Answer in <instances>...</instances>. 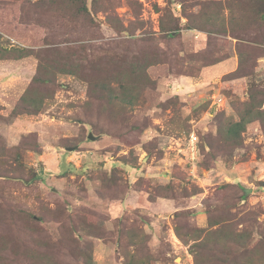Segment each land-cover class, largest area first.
<instances>
[{
  "label": "rangeland",
  "instance_id": "1",
  "mask_svg": "<svg viewBox=\"0 0 264 264\" xmlns=\"http://www.w3.org/2000/svg\"><path fill=\"white\" fill-rule=\"evenodd\" d=\"M83 1L0 0V264H193L236 234L264 264L258 2ZM40 58L65 70L13 116Z\"/></svg>",
  "mask_w": 264,
  "mask_h": 264
},
{
  "label": "trees",
  "instance_id": "2",
  "mask_svg": "<svg viewBox=\"0 0 264 264\" xmlns=\"http://www.w3.org/2000/svg\"><path fill=\"white\" fill-rule=\"evenodd\" d=\"M256 2H258L259 4V8H258V13L261 15L262 18H264V1L263 0H255ZM74 8H76V12L77 13H82V12H86L87 11V7L84 3L83 0H71ZM2 50H12L14 52H16L17 55H15V58H21L24 56H27L28 54H30L29 52H34V50H30L27 48H10V49H6L4 47H2ZM246 50V49H245ZM240 56V55H239ZM42 58H40L38 60V65H37V71L35 73V75L32 77L30 85L26 88V90L23 91L21 97H20V101L23 102L24 106L22 109L18 110V107L15 106L14 108H12V114L13 116L16 114H32L34 112H37V110H40L41 108V104L42 102L45 100V98H47L48 95H43L41 92H39L38 90V83L41 84H52L53 83V75H51V73H53L55 75V73H60L63 72V70H65V67L63 66H59V64L57 63L55 66H52L50 63H48L52 58L51 56L47 57V59L49 61L43 63L42 65H40V60ZM54 60V59H53ZM48 63V64H46ZM240 63V61H239ZM63 65H68L66 62H63ZM68 69V72H70V67L66 66ZM239 67V66H238ZM238 69L235 70V72ZM51 75V76H50ZM34 108V109H33ZM243 121L244 119H241L238 122H235L231 125L232 127V131L235 133H238V131L241 129V127L243 126ZM199 149V148H198ZM2 162V160H1ZM16 163V164H20L18 161L17 156H14V159H12V161L10 163ZM6 163H8V161H6ZM7 166V165H6ZM10 172H8L7 174H1L0 173V178L2 179H17L19 178L18 176H14L12 174H9ZM218 224V223H217ZM216 225L215 221H209L208 222V226L212 227ZM246 236H249V234H247ZM245 236V237H246ZM245 237H242L240 234H236V237L231 240V243L234 246L231 249V246L229 245L228 248L222 244L220 242L219 239V244L216 246L217 248L215 249H210V251L205 252L203 254H207L209 257H219L220 258V263L219 264H260L263 261L261 259H259L258 263H253L251 261H247V263H241V260L239 259L238 256H240L241 254H243L246 250L247 247L243 246V245H239V243H242V239H244ZM206 246V244H194L192 245V247L190 248V253L192 254L193 257V264H208V259L209 257H203L202 255V250L204 249V247ZM122 264H128V261H124Z\"/></svg>",
  "mask_w": 264,
  "mask_h": 264
},
{
  "label": "built area",
  "instance_id": "3",
  "mask_svg": "<svg viewBox=\"0 0 264 264\" xmlns=\"http://www.w3.org/2000/svg\"><path fill=\"white\" fill-rule=\"evenodd\" d=\"M198 139L194 132L188 134L186 138V152L188 154V159L192 162L196 159L198 155Z\"/></svg>",
  "mask_w": 264,
  "mask_h": 264
},
{
  "label": "crops",
  "instance_id": "4",
  "mask_svg": "<svg viewBox=\"0 0 264 264\" xmlns=\"http://www.w3.org/2000/svg\"><path fill=\"white\" fill-rule=\"evenodd\" d=\"M127 199H128V198H127ZM127 199L125 200V206H127V204H126V202H127ZM119 206H120V209H121V208H122V207H121V205H119Z\"/></svg>",
  "mask_w": 264,
  "mask_h": 264
},
{
  "label": "water",
  "instance_id": "5",
  "mask_svg": "<svg viewBox=\"0 0 264 264\" xmlns=\"http://www.w3.org/2000/svg\"><path fill=\"white\" fill-rule=\"evenodd\" d=\"M90 138H92L91 136H90ZM247 192V191H246Z\"/></svg>",
  "mask_w": 264,
  "mask_h": 264
}]
</instances>
